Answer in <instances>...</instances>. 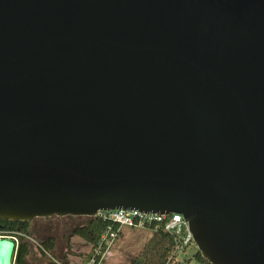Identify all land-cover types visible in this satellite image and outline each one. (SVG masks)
Instances as JSON below:
<instances>
[{"label": "water", "instance_id": "95a60500", "mask_svg": "<svg viewBox=\"0 0 264 264\" xmlns=\"http://www.w3.org/2000/svg\"><path fill=\"white\" fill-rule=\"evenodd\" d=\"M114 209L264 264V0H0V219Z\"/></svg>", "mask_w": 264, "mask_h": 264}, {"label": "trees", "instance_id": "16d2710c", "mask_svg": "<svg viewBox=\"0 0 264 264\" xmlns=\"http://www.w3.org/2000/svg\"><path fill=\"white\" fill-rule=\"evenodd\" d=\"M51 217H65V216H51ZM48 218H37L38 220H47ZM75 217V216H67ZM77 217V216H76ZM84 217L81 224L73 225L69 235L67 236V243L74 236L83 239L88 244V249L78 254L82 259L90 257L94 254L95 250L98 249L101 241V236L107 232H116V238L119 235L120 226L119 224L104 219L100 216H78ZM36 219V220H37ZM2 227L0 229L13 233L18 238L17 247L12 257V264H28V256L33 249V243L37 246L38 251L48 256L55 247V239L52 236L38 235L35 239V233L32 237V221H9L0 219ZM144 227L151 231L150 236L142 244L139 251L134 255L129 264H189L190 258H183L178 260L176 257L177 251L185 249L186 246L178 249L179 244L181 245V234L170 233L165 230L164 222H152L145 224ZM115 238V239H116ZM34 242H31V240ZM69 245V244H68ZM105 243L100 246V254L105 251ZM195 261L198 264H210L207 260L203 259L198 251L193 254ZM66 258L62 257L61 262L55 261L50 258L49 264H65Z\"/></svg>", "mask_w": 264, "mask_h": 264}, {"label": "rangeland", "instance_id": "374dc122", "mask_svg": "<svg viewBox=\"0 0 264 264\" xmlns=\"http://www.w3.org/2000/svg\"><path fill=\"white\" fill-rule=\"evenodd\" d=\"M36 219L32 221V237L34 233L36 234L35 239L39 234L42 237L52 236L55 239V247L48 256H44L38 251L36 244L33 243V249L27 259L28 264H49L50 258L61 262L62 257L66 258L65 264H80L82 257L78 254L84 253L89 248L88 244L76 236L72 237L67 243V236L73 225L81 224L84 217L65 216L51 217L47 220ZM150 234L151 231L144 226H121L118 237L105 253L103 264H129ZM31 242H34V240H31ZM196 251L197 247L192 242L185 249L178 250L176 257L178 260L190 258L189 264H198L193 257Z\"/></svg>", "mask_w": 264, "mask_h": 264}, {"label": "built area", "instance_id": "2783aa9c", "mask_svg": "<svg viewBox=\"0 0 264 264\" xmlns=\"http://www.w3.org/2000/svg\"><path fill=\"white\" fill-rule=\"evenodd\" d=\"M97 216H100L104 219H109L119 226H131L139 227L144 226L145 224H150L152 222H164V228L166 231L174 234H181V245L179 244L178 249L188 246L192 243V237L188 231L186 222L183 221L182 216L178 213L170 214H145L137 210H128V209H114V210H101L96 213ZM95 215V216H96ZM11 236L15 244L18 243V238L13 233L4 234L0 233V237ZM116 238V232L110 231L101 236V241L99 243L98 249L95 250L94 254L90 257L83 258L80 264H103L105 253L108 248L111 246L113 241ZM102 243H105V251L100 254V246ZM37 246V245H36ZM47 255H49L47 253Z\"/></svg>", "mask_w": 264, "mask_h": 264}, {"label": "flooded vegetation", "instance_id": "af4514ba", "mask_svg": "<svg viewBox=\"0 0 264 264\" xmlns=\"http://www.w3.org/2000/svg\"><path fill=\"white\" fill-rule=\"evenodd\" d=\"M34 220V219H33ZM32 220V221H33ZM0 227H2V224L0 223ZM0 233H4V234H11V232H8V231H5V230H2L0 229Z\"/></svg>", "mask_w": 264, "mask_h": 264}]
</instances>
